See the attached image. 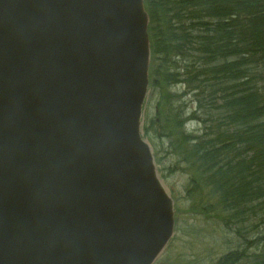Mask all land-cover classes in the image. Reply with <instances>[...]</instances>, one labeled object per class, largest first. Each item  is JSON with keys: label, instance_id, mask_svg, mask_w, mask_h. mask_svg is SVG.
Listing matches in <instances>:
<instances>
[{"label": "water", "instance_id": "95a60500", "mask_svg": "<svg viewBox=\"0 0 264 264\" xmlns=\"http://www.w3.org/2000/svg\"><path fill=\"white\" fill-rule=\"evenodd\" d=\"M148 25L144 0H0V264H154L172 239Z\"/></svg>", "mask_w": 264, "mask_h": 264}, {"label": "trees", "instance_id": "16d2710c", "mask_svg": "<svg viewBox=\"0 0 264 264\" xmlns=\"http://www.w3.org/2000/svg\"><path fill=\"white\" fill-rule=\"evenodd\" d=\"M145 2L151 89L172 107L175 101L167 94L182 85L183 96L195 93L199 112L211 111L209 120H186L185 111L169 108L159 136L172 139L190 186L200 193L209 188L229 221H243L254 203L264 204V93L259 87L264 83V0ZM188 121L205 128L189 137ZM236 255L217 264H239L242 258ZM247 264H264V254Z\"/></svg>", "mask_w": 264, "mask_h": 264}, {"label": "rangeland", "instance_id": "374dc122", "mask_svg": "<svg viewBox=\"0 0 264 264\" xmlns=\"http://www.w3.org/2000/svg\"><path fill=\"white\" fill-rule=\"evenodd\" d=\"M259 87L264 93V83ZM185 91L182 85L171 88L167 96L171 95L175 102L170 107L167 98L162 97L157 90L150 89L144 106L142 129L152 147L160 178L177 209L176 235L155 264H217L219 259L225 256L230 259L234 253L237 254L235 257L242 258L239 264H247L253 261V257L264 254V204L254 203L243 221H229V215L222 212L209 188L204 187L200 193L190 186L188 168L176 153L172 139H159L160 133H165V118L170 114L169 108L185 111L183 115L186 120L211 119V111H207V107L206 110L198 111L194 103L195 93L183 96ZM209 94L207 89L204 95ZM217 115L214 119L218 118ZM146 127L151 132L147 133ZM204 128L203 124L188 121L184 130L189 137H193Z\"/></svg>", "mask_w": 264, "mask_h": 264}, {"label": "bare ground", "instance_id": "6f19581e", "mask_svg": "<svg viewBox=\"0 0 264 264\" xmlns=\"http://www.w3.org/2000/svg\"><path fill=\"white\" fill-rule=\"evenodd\" d=\"M156 105H157V103H156ZM161 138V136H159V139Z\"/></svg>", "mask_w": 264, "mask_h": 264}]
</instances>
